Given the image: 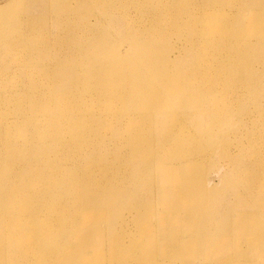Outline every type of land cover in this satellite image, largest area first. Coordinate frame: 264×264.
Here are the masks:
<instances>
[{"label":"bare ground","instance_id":"bare-ground-1","mask_svg":"<svg viewBox=\"0 0 264 264\" xmlns=\"http://www.w3.org/2000/svg\"><path fill=\"white\" fill-rule=\"evenodd\" d=\"M10 17L16 32L0 29V264H192L173 261L194 243H181L192 231L183 216L170 214L168 229L152 217L179 174L200 182L207 210L195 264H264V0H21ZM139 106L148 137L127 126ZM215 155L243 203L220 207L208 189ZM138 202L152 208L145 218ZM133 212L161 230L135 224L126 241ZM155 237L160 253L144 247ZM230 245L235 255L216 254Z\"/></svg>","mask_w":264,"mask_h":264},{"label":"rangeland","instance_id":"rangeland-1","mask_svg":"<svg viewBox=\"0 0 264 264\" xmlns=\"http://www.w3.org/2000/svg\"><path fill=\"white\" fill-rule=\"evenodd\" d=\"M20 6H21V0H0V29L3 32V35H4L3 37H8V35L10 36V34L12 35L13 33L16 32V29L13 28V25L16 24V23L14 22V20L11 19L10 16H11V13L14 11V9H18ZM29 15L33 16L35 14H29ZM45 16H47V15H45ZM36 17H37V18H35L36 21L41 19V18H39L40 16H36ZM90 20H91V22H94L95 19L91 18ZM47 29H49V28L47 27ZM56 34H57V31H55V29L52 30V33H49L50 36L43 35L41 33V30H39V34L36 37L31 38V39H33L31 41H32L33 44H39V43H45V42L48 43L49 41L54 39V36H56ZM44 39H46V40H44ZM129 43H130L129 41L123 40L124 49L129 48ZM54 49H58V47L55 46ZM136 50L137 49L134 50V53H135ZM121 51L122 50L120 49V52L118 54H116V55L120 56ZM132 51H133V49H132ZM168 51H169V53L171 55V58H174L175 55L178 53V52H175V54H173L172 50H168ZM59 52L67 53L65 51H59L58 50V53ZM1 58L2 57H0V63L5 60V59L2 58L3 61H1ZM116 58H113L109 62H112ZM95 61L96 60H93V63ZM62 63H64V64L62 66H59ZM62 63L58 64L56 67H64V69H69L70 65L73 64V63L69 64L68 62H62ZM74 64H76V63H74ZM89 64L93 65L91 60L89 61ZM73 66H75V65H73ZM97 68H100V66H98ZM70 70H72L74 75H75L74 76V75L71 74L72 77H78L79 76V73L78 74L75 73V70H78V66H76V67H74L73 69H70ZM87 70H89V67L86 68L85 72H88ZM24 74L22 75V77H24V78L27 77L26 73H24ZM55 75H56L55 79H62V78L65 79V78H67V76H66V74L64 72L59 73V74H55ZM57 75H58V77H57ZM99 78H100V80H102L103 76H101V77L98 76L97 78H93V79L94 80L95 79L99 80ZM174 106H175L174 103H172L170 105V107H172V108H174ZM133 115L134 116L131 119H128L130 122H127L128 124L126 123L128 128H131L133 131L135 130L134 132L131 131V135L130 136H133L136 133V134H139L141 138H143L145 135H147V137H148V130H149V126L151 124L150 125L145 124V125L142 126L141 121H142V117H144V112L142 111L140 106L136 110H134V114ZM185 116H189L188 113H186L185 115H183V114L177 115V117L173 118V120H171V121L182 120L183 122L187 123L189 120ZM201 119L202 118L200 117V120ZM128 120H127V117H126V121H128ZM135 123H136V125H135ZM195 134H197V133L195 132ZM153 154L154 153L152 152V155ZM153 156H154V158H156L155 155H153ZM209 158L210 159H208L206 161V163H205L206 167L204 169V174H203L204 177H202V178H204L205 181L208 182V184H209V188L208 189L211 191L212 195H214V198H215V196L220 195V198H219L220 204H219V206L221 207V205L223 204L222 201L223 202L227 201V206H229L228 208L231 207L230 206L231 204L229 203V201L234 202V204L243 203L244 201L242 199V196L241 197H236V196H238L237 193L240 190V188H237L236 186H233L234 182H236L235 178H230V177L228 178V176H227L228 168H227V166H226V164L224 162H220V161H223V159H220L219 156H217V155L210 156ZM139 167H140V164L135 161V162H132V164H131L132 171H130V170L127 171L128 174L130 175V177L128 175V179H130V181L132 183L137 181L135 176H134V173H136V171H137L136 169H138ZM220 167L222 169L220 171L221 173H219V170H220L219 168ZM156 168H158V167L156 166ZM133 171H134V173H133ZM123 173H126V172L123 171ZM144 174H146V176H147L146 172ZM176 180L182 186H187L188 187L190 185V189L192 191L189 194H185L182 191H180L181 194L179 196H176L174 193H177V189L179 188V184H178L177 186H175L174 193H172L171 196L168 199L171 203L163 202L160 205H158V202H157V204H156V202H154V209H153L154 213H153L152 217H154L159 222V224L161 226L163 224H165L166 225L165 229H168L169 228L168 221L170 219V217H169L170 214H172V213H180L183 216L181 218V223L183 224L184 229L187 228V230L189 229V230H192V231H189V232L186 231V233L190 234V236H187L185 234H180L179 235L181 243L184 244L187 241H193L194 243H193L192 247L189 249L188 252H187V250H185L183 248H179L177 250V252H178V260H173V261L178 262V261L183 259V260H189V261L192 262V264H195L194 261H196L198 258H200V259L204 258V256L202 254L205 252V249L200 244H201L202 239L204 238V233H205V220H204V217L206 216V211L207 210H206V206H204V203H203V199H202L203 195H201V193H200V182H198V181L184 182L182 180V177L180 176V174L176 176ZM124 186L127 187L128 185L126 184ZM159 189H160V187H155L154 191L157 192V191H159ZM192 192H194V193H192ZM240 192H241V190H240ZM229 197H231V198H229ZM135 206L138 208L137 212H139V215H143L144 213H146L148 211H151V209H152V208L150 210L148 209L147 211H145L146 209L143 210L142 209L143 205L140 202H138ZM155 207H156V210H155ZM222 207H224V206L222 205ZM143 218H145L144 215H143ZM143 218H142V221L140 223H136L135 221H137L139 219L138 215L135 214L134 212L132 214H130V216L128 217V220H130V221H128V223H127L128 224L127 225V228H128L127 231L129 233L126 236H124V238H126V241L133 242L134 240H136V237L139 236L138 233H137L136 227H134L135 224H136V226H138L141 229V231L143 230L142 232L147 231V230H161L159 227H154L152 224H150L148 222H145ZM130 222H131V224H130ZM178 225H176L175 227H177ZM180 230H182V229H180ZM198 239L200 240V244H198ZM143 241H144V247H145V243L150 244L151 247L155 250V253H160V251L162 250V245L158 246L160 239H158L156 237L153 239L152 243H148L146 239H144ZM182 244H180V246H182ZM231 248L232 247L230 245L229 246V251H226V250L221 251V250H219L216 254H218L221 258L223 256L224 257L225 256H230L232 254L235 255L236 252L233 250V248L232 249ZM246 252H247L246 256H247V258H249V257L254 255L255 250L254 249H248V250H246ZM180 262L181 263H176V264H182V261H180ZM199 263L201 264L200 261H199Z\"/></svg>","mask_w":264,"mask_h":264}]
</instances>
